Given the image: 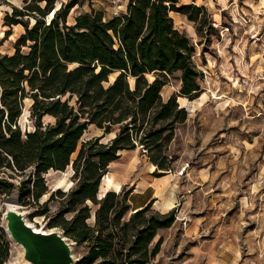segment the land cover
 I'll list each match as a JSON object with an SVG mask.
<instances>
[{
	"label": "trees",
	"instance_id": "16d2710c",
	"mask_svg": "<svg viewBox=\"0 0 264 264\" xmlns=\"http://www.w3.org/2000/svg\"><path fill=\"white\" fill-rule=\"evenodd\" d=\"M127 0L126 11L106 20L93 7L70 23L71 11L89 0H22L10 6L4 25H22L13 53L0 54V198L17 192L18 203L41 208L60 197L50 228H59L77 244H86L79 264H149L160 252V229L176 221L175 209H153L154 200L131 211V189L107 190L103 177L123 151L139 149L155 167L153 175L174 171L179 155L171 151L177 130L188 118L178 96L201 95L203 72L194 60L193 40L172 16L196 23L202 39L215 30L211 14L197 0ZM179 73L178 94L162 90ZM31 100L33 130L18 123ZM45 116L54 122L45 123ZM94 126L102 135L83 140ZM114 134L104 141V137ZM74 171L75 187L49 192L45 174ZM71 214V217H67ZM94 218V223L89 220ZM9 240L0 225V264H6Z\"/></svg>",
	"mask_w": 264,
	"mask_h": 264
},
{
	"label": "rangeland",
	"instance_id": "374dc122",
	"mask_svg": "<svg viewBox=\"0 0 264 264\" xmlns=\"http://www.w3.org/2000/svg\"><path fill=\"white\" fill-rule=\"evenodd\" d=\"M9 1L22 5V0ZM62 1L67 0H58V5ZM196 3L208 8L215 30L210 39H202L195 22L184 14L172 13L176 27L195 43L194 60L203 72V92L193 100L178 96L189 113L171 146L179 159L174 171L155 185L159 198L174 203L164 212L174 208L176 221L159 230L156 239L163 236L164 242L149 264H264V0ZM126 6L127 0H89L74 8L68 21L74 22L77 15L90 12L92 7L108 20L124 14ZM10 9L8 5L0 8V54L13 53L14 42L24 31L22 25H15L12 33L6 34L9 26L4 25V16ZM180 86L179 73H175L162 90L164 98L178 94ZM31 103L25 101L18 120L23 131L34 128ZM43 121L55 119L45 116ZM100 135L102 131L92 126L83 140ZM150 165L139 149L124 151L109 172L116 183L127 175L135 185L145 179L155 180ZM73 174L71 165L64 171L46 173L49 192L40 203L52 192L74 188ZM123 188L128 189L126 185ZM112 189L101 183L100 195ZM11 202L19 204L18 209L30 223L49 230L53 229L49 223L59 209L60 197L49 201L48 216L35 215L41 211L37 205L18 203L17 192L0 198V225L9 240L6 264H29L23 246L6 231L5 214ZM89 222L94 223L93 216ZM67 239L79 264L88 247Z\"/></svg>",
	"mask_w": 264,
	"mask_h": 264
},
{
	"label": "water",
	"instance_id": "95a60500",
	"mask_svg": "<svg viewBox=\"0 0 264 264\" xmlns=\"http://www.w3.org/2000/svg\"><path fill=\"white\" fill-rule=\"evenodd\" d=\"M11 203L16 206L6 211V231L23 246L26 262L29 264H76L71 244L60 229L36 228L18 209L19 204Z\"/></svg>",
	"mask_w": 264,
	"mask_h": 264
},
{
	"label": "crops",
	"instance_id": "0c3cea01",
	"mask_svg": "<svg viewBox=\"0 0 264 264\" xmlns=\"http://www.w3.org/2000/svg\"><path fill=\"white\" fill-rule=\"evenodd\" d=\"M124 152V151H123ZM122 152V153H123ZM121 153V155H122ZM119 160V159H118ZM117 161L111 163L110 167L116 164ZM109 167V169H110ZM150 169L154 170L155 167L150 165ZM109 172V171H108ZM168 175L162 177H154L155 180L145 179L143 182L138 181L135 185H133L132 179H128L127 175H123L120 178V183L117 184L120 187V190L126 185L128 189L131 188V193L129 195V203L131 205V210H137L144 206H146L149 202L154 200L153 206L158 209L160 212L167 211L171 207H173L174 203L171 200L161 199L159 198L158 190L156 188V184L160 183L162 179H165ZM132 185V186H131ZM119 190V191H120ZM115 191V190H114ZM117 191V192H119Z\"/></svg>",
	"mask_w": 264,
	"mask_h": 264
},
{
	"label": "bare ground",
	"instance_id": "6f19581e",
	"mask_svg": "<svg viewBox=\"0 0 264 264\" xmlns=\"http://www.w3.org/2000/svg\"><path fill=\"white\" fill-rule=\"evenodd\" d=\"M64 174V173H63ZM103 185H105V187H112L113 189L112 190H115V191H119L120 190V187L119 185L113 181V177H112V173L108 172L104 177H103V182H102ZM104 192H102L103 194ZM16 205L14 203H10L8 204V207L9 208H14ZM32 224V223H31ZM34 225V224H32ZM35 226V225H34ZM36 227V226H35ZM38 228V227H36ZM20 246H22L20 244Z\"/></svg>",
	"mask_w": 264,
	"mask_h": 264
}]
</instances>
